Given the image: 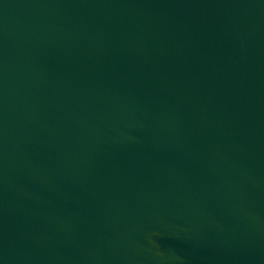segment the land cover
I'll use <instances>...</instances> for the list:
<instances>
[{"label":"water","instance_id":"1","mask_svg":"<svg viewBox=\"0 0 264 264\" xmlns=\"http://www.w3.org/2000/svg\"><path fill=\"white\" fill-rule=\"evenodd\" d=\"M0 264H264V0H0Z\"/></svg>","mask_w":264,"mask_h":264}]
</instances>
